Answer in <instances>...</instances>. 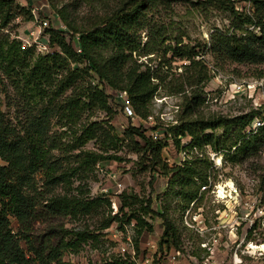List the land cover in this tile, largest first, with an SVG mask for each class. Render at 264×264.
I'll return each instance as SVG.
<instances>
[{"label": "trees", "instance_id": "1", "mask_svg": "<svg viewBox=\"0 0 264 264\" xmlns=\"http://www.w3.org/2000/svg\"><path fill=\"white\" fill-rule=\"evenodd\" d=\"M215 1L230 12L232 21L227 27H216L210 33L208 51L222 63L227 60L264 63V0H252V12L236 9L227 0ZM13 2L0 0L2 29L15 15ZM157 3L158 0H124L96 25L85 29L77 27L62 9L54 20L44 15L49 20L45 34L54 50L45 54L38 53L33 46H23L21 40L11 39L9 34L0 35V88L6 85L7 79L17 90L20 102L15 115L10 116L0 97V264H74L63 259L64 252L97 236L87 229L60 226L59 230L54 228L45 233L37 243L28 225L34 220H49L60 215L80 216L108 201L56 190L59 186L70 188L75 178L87 179L99 162L123 159L118 153L110 152L108 146L103 150L85 147L102 135L104 145L117 143V136L110 131L111 124L107 128L96 120L83 121L88 117L85 113L96 108L105 109L113 116L108 104L109 90H126L137 117L149 116L150 102L166 76L150 66L142 69L144 63L134 55L151 53L149 42L142 44L139 31ZM176 53L189 60L182 75L191 71L184 82L175 85L176 92L184 93V113L188 116L180 118L175 125L176 145L180 147L181 137L188 136V142L182 147L187 153L195 147L198 150L209 147L221 151L232 161L257 155L264 148V123L254 128L253 122L258 115L264 120V112L257 110L233 117L218 114L207 118L199 113L192 118L190 115L205 100L199 92L202 76L198 66L203 67V60L196 58L199 52L195 49ZM91 71L98 77L97 84L92 85L89 79L85 81L84 75L91 78ZM185 84L192 86L189 94L185 92ZM122 108L124 110L123 104ZM55 118L63 122L61 126H66L59 134L51 131ZM218 128H223L224 132L218 134ZM153 129L130 122L127 134L137 150L149 153L152 169L156 171L159 166L170 174L169 181L178 185L174 194L180 196L181 202L197 199L201 185L208 183L212 160L193 153L183 162L170 165L162 156L166 142L154 140ZM67 133L69 138L63 140ZM36 174H42L40 187L34 186ZM120 197L118 212L103 227L114 221L118 222V227H123L134 219L135 228L142 235L154 230L146 214L158 215L165 224L163 236L168 237L167 241H178L177 226L165 205L160 212L152 207L151 195L143 197L137 192L123 191ZM134 204L139 206L134 208ZM12 218L21 224L20 230L13 229ZM67 234L72 236L68 239ZM99 264L137 262L116 257Z\"/></svg>", "mask_w": 264, "mask_h": 264}, {"label": "rangeland", "instance_id": "2", "mask_svg": "<svg viewBox=\"0 0 264 264\" xmlns=\"http://www.w3.org/2000/svg\"><path fill=\"white\" fill-rule=\"evenodd\" d=\"M123 1L14 0L11 6L15 15L5 28L0 27V35L9 34L11 39L32 43V38L28 36L32 24L40 22L44 15L56 19L59 9L77 27L90 28ZM227 2L236 9L248 12L254 9L252 0ZM231 21L230 12L219 7L215 0H158L139 31L142 44L149 42L148 50L151 53L134 55L144 63L142 69L150 66L166 76L150 102L149 116L138 115L134 119L126 115L119 92L109 90L111 97L108 104L113 116L110 117L111 114L105 109L96 108L86 112L84 116L88 117L83 121L96 120L107 128L111 124L113 129L110 131L117 136V143L104 145L102 135L98 140L89 141L85 147L103 150L108 146L110 152L118 153L123 159L99 162L87 179L75 178L70 188L59 186L56 190L57 193L68 191L82 198L99 197L108 201L101 202L98 207L80 216L68 214L32 221L28 230L37 243L45 233L63 226L67 229H87L97 235L83 241L78 248L64 252L63 259L74 264H99L116 257L137 264H264V248H261L264 243V148L255 156L239 157L232 161L221 151H213L209 147L203 150L195 147L187 153L182 147L190 137L182 136V144L178 147L173 135L180 118L188 117L184 113V93L176 92L175 85L184 82L186 76L191 74L189 71L182 75L189 60L176 52L195 49L199 52L196 58L203 60V67L198 66L202 76L199 92L205 100L190 115L192 118L199 116V113L207 118L218 114L233 117L257 110L264 112V63L229 60L222 63L208 51L210 33L216 27H227ZM29 43L27 46H30ZM72 65L75 66L74 63ZM84 76L85 81L89 79L92 85L97 84L98 77L94 72L91 78L87 74ZM5 82L6 85H1L0 97L4 109L13 116L20 106L19 97L9 81L6 79ZM191 87L185 84V92L189 94ZM261 117L258 115V119ZM130 122L154 128V134H158L157 138L153 137L154 140L166 142L162 156L170 165L183 162L193 153L212 160L208 183L201 185L197 199L189 203L181 202L180 196L174 194L173 190H177L178 185L169 181L170 174L159 166L156 171L152 169L147 157L149 153L143 154L144 151L137 150L127 134ZM52 124V132L59 134L66 130V126H61L63 122L57 118L53 119ZM223 132V128L217 129L218 134ZM69 135L65 134L63 140L68 139ZM42 182V174H36L34 186L40 187ZM123 191L137 192L143 197L151 195L152 207L160 212L165 205L177 226L178 241L174 240L173 243V239L167 241L168 237L163 236L165 224L158 215L151 217L146 214L149 222L154 224V230L142 235L135 228L134 219L123 227H118L117 221L103 227L118 212ZM138 206L133 205L134 208ZM12 226L15 231L21 228L15 218H12ZM71 236L67 234L66 238ZM22 245L27 247L24 240ZM176 251L180 253L177 261L172 263L169 256ZM147 256H152L149 262L146 261Z\"/></svg>", "mask_w": 264, "mask_h": 264}, {"label": "built area", "instance_id": "3", "mask_svg": "<svg viewBox=\"0 0 264 264\" xmlns=\"http://www.w3.org/2000/svg\"><path fill=\"white\" fill-rule=\"evenodd\" d=\"M48 26H49V20L44 18L40 22L32 24V28L28 31V34H29L28 36L30 38H32L31 39L32 43H29V42H27V43H29L30 46H33L38 53L45 54V53H49V52L54 51L53 48H51V46L49 44L47 34H45V29ZM63 27L65 28L66 26H63ZM26 39L29 40V38H26ZM23 41H25V39ZM27 43L23 42V46H27ZM77 50L79 52L82 51V49L80 47H77ZM119 95L123 99L124 111L126 112V114L128 116H131L132 118L137 117V115H136V113L132 107L131 101L128 97L127 91L122 90L119 92ZM263 123H264L263 119H257L253 122V127L254 128L259 127ZM152 135L155 138L158 137V134L157 133L154 134L153 131H152ZM179 253H180V251H176V252L170 254L169 260L172 263L176 262L178 259ZM151 259H152V256H147L146 261L149 262Z\"/></svg>", "mask_w": 264, "mask_h": 264}, {"label": "bare ground", "instance_id": "4", "mask_svg": "<svg viewBox=\"0 0 264 264\" xmlns=\"http://www.w3.org/2000/svg\"><path fill=\"white\" fill-rule=\"evenodd\" d=\"M220 192L222 193L223 191L222 190H220ZM259 247V246H258ZM261 248H264V243L261 245Z\"/></svg>", "mask_w": 264, "mask_h": 264}]
</instances>
